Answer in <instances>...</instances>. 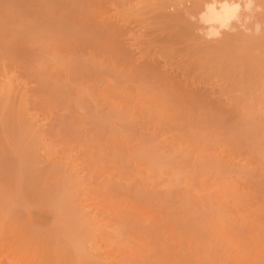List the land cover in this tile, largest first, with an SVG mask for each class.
<instances>
[{
  "label": "rangeland",
  "instance_id": "obj_1",
  "mask_svg": "<svg viewBox=\"0 0 264 264\" xmlns=\"http://www.w3.org/2000/svg\"><path fill=\"white\" fill-rule=\"evenodd\" d=\"M0 247L264 264V0H0Z\"/></svg>",
  "mask_w": 264,
  "mask_h": 264
},
{
  "label": "bare ground",
  "instance_id": "obj_2",
  "mask_svg": "<svg viewBox=\"0 0 264 264\" xmlns=\"http://www.w3.org/2000/svg\"><path fill=\"white\" fill-rule=\"evenodd\" d=\"M214 6H216V5H214ZM222 9H223V10H221L222 12L221 11H218L217 14H214L215 17L213 15L212 18L210 17V18L207 19V21L209 22V24L212 23L213 25L214 24L216 25V23L217 24H219V23L221 24V23H224V22L228 24V22H226V21H228V19L231 20V16L234 15V14L230 13V11H229V9H228L227 6H224V8L222 7ZM222 25L224 26V24H222ZM219 26H221V25H219ZM1 249H0V264H29V262H26V261H24L23 259H21L19 257L11 256V255H6L7 256L6 259L9 260V262L7 260L6 261L8 263L5 262V260H4L5 259L4 258L5 255H3V251ZM35 264H47V263L43 262V263H35Z\"/></svg>",
  "mask_w": 264,
  "mask_h": 264
}]
</instances>
